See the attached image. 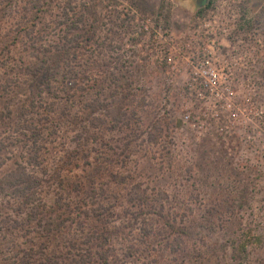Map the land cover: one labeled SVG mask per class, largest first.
I'll use <instances>...</instances> for the list:
<instances>
[{
    "label": "rangeland",
    "instance_id": "obj_1",
    "mask_svg": "<svg viewBox=\"0 0 264 264\" xmlns=\"http://www.w3.org/2000/svg\"><path fill=\"white\" fill-rule=\"evenodd\" d=\"M212 19L264 113V0H0V264H264V124L185 127L154 31L180 48Z\"/></svg>",
    "mask_w": 264,
    "mask_h": 264
},
{
    "label": "built area",
    "instance_id": "obj_2",
    "mask_svg": "<svg viewBox=\"0 0 264 264\" xmlns=\"http://www.w3.org/2000/svg\"><path fill=\"white\" fill-rule=\"evenodd\" d=\"M154 31L160 34L157 44L162 48L169 46L163 53L168 71L172 77H184L180 107L185 127L202 133L211 129L223 131L222 124L247 128L264 124L262 110L242 108L239 103L236 63L224 53L228 46L221 42V36L226 30L216 19L196 29L197 39L186 41L180 48L166 44L168 37L164 38L166 31L162 28Z\"/></svg>",
    "mask_w": 264,
    "mask_h": 264
},
{
    "label": "trees",
    "instance_id": "obj_3",
    "mask_svg": "<svg viewBox=\"0 0 264 264\" xmlns=\"http://www.w3.org/2000/svg\"><path fill=\"white\" fill-rule=\"evenodd\" d=\"M75 22L76 23H74V21L71 22L69 24V26L71 27V25L73 26V25H75L77 23L78 24H83L81 21H79V19L76 20ZM84 22H85L84 23L85 25H82L83 28L81 30H86L88 28L86 31H87V33H89V22L88 23L86 21H84ZM58 43L59 42H57L56 44L53 45V52H50V56H52L51 57V62H52L51 65H49L47 69H45V65L46 64L44 65L43 71L46 73L45 75L48 78L53 76V74H55V72H57V70L60 68V67H58L59 65L56 62H59L60 59H62V58L64 60H66L67 57L69 56L71 50H75V49L79 48L82 45L81 41H79L77 39L76 40L74 39V36L70 37L69 39H66L65 42L63 43V45H60V43L59 44ZM42 63H44V61H42ZM46 63H47V60H46ZM19 117L20 118L24 117L22 112H19V115L13 116L12 118L13 119H18ZM86 118H88V120H89V112L87 113V117ZM71 124L76 125L77 121H73ZM21 129H22L21 133L24 134V135H28V134L31 133V134L37 136V131H38V134H41V133L43 134L42 130H39L38 128L35 129V127L31 128V127H25L24 126V127H21ZM14 134L15 133H13V135ZM12 178L17 180V181H19V178H17L16 176H13ZM12 182L13 181H7L6 185L7 186L8 185L12 186L11 185ZM21 183H25L26 186H27V189L31 188L27 181L26 182H21ZM2 185H3V181H2V178H0V189L3 188ZM21 197L24 199V198H26V195H21ZM85 197H86V195H85ZM27 202L28 201H27V198H26L24 203H27ZM23 206H24L23 203H20L19 204V210L22 211ZM5 219H11L10 215H8ZM164 219L168 222V219L166 217H164ZM37 226H39L38 223H37ZM91 230H93V227L91 228ZM95 232L98 233V231H95ZM95 232H93V234H95ZM22 245H23V243L19 244V246H16L17 249H14V250L18 251L17 252L18 256L22 254V250H23L22 249L23 248ZM48 252H49V255H52V253L59 254L58 250H53V249L51 251L48 250ZM33 255H36V254H33ZM75 256L76 255H74V257H68L69 259L66 260L67 264H74V263L75 264H80L81 258H75ZM42 258L43 257H41V259H39V258H33V259L36 260L37 264H66L63 260L60 259V255L57 256V258H55V259H57L55 262L53 261V257H49V258L46 257V260L44 262H39V260H42ZM22 261H24V260L22 259Z\"/></svg>",
    "mask_w": 264,
    "mask_h": 264
}]
</instances>
